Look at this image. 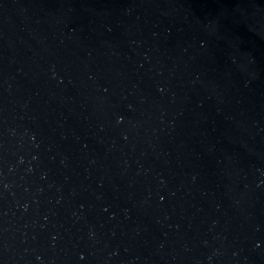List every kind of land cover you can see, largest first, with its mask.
<instances>
[{
	"label": "water",
	"instance_id": "water-1",
	"mask_svg": "<svg viewBox=\"0 0 264 264\" xmlns=\"http://www.w3.org/2000/svg\"><path fill=\"white\" fill-rule=\"evenodd\" d=\"M0 264H264V0H0Z\"/></svg>",
	"mask_w": 264,
	"mask_h": 264
}]
</instances>
